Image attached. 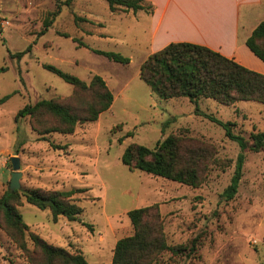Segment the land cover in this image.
Masks as SVG:
<instances>
[{
    "label": "rangeland",
    "instance_id": "1",
    "mask_svg": "<svg viewBox=\"0 0 264 264\" xmlns=\"http://www.w3.org/2000/svg\"><path fill=\"white\" fill-rule=\"evenodd\" d=\"M66 1L0 0V101L8 97L0 103V199L9 190L16 156L21 193L85 190L72 197L83 213L77 221L59 217L55 222L50 211L21 195L18 210L28 230L19 243L0 228V264H47L31 234L71 254L82 253L89 264H111L117 242L134 234L129 212L156 204L167 244L185 249L163 253L156 264H264V150L245 152L238 193L227 200L224 193L242 151L207 117L232 123L233 132L249 140L264 131V104L161 99L140 78L141 66L154 54L148 24L119 18L105 0H73L70 6ZM52 18L46 30L45 21ZM30 47L22 59L14 57ZM93 50L121 54L130 63ZM48 65L87 85L102 77L114 96L112 107L98 121L79 124L73 135H43L31 117L17 122L20 110L41 100L78 111L95 100V90H78ZM170 135L184 139L182 165L198 169L199 187L123 164L130 145L153 150Z\"/></svg>",
    "mask_w": 264,
    "mask_h": 264
},
{
    "label": "trees",
    "instance_id": "2",
    "mask_svg": "<svg viewBox=\"0 0 264 264\" xmlns=\"http://www.w3.org/2000/svg\"><path fill=\"white\" fill-rule=\"evenodd\" d=\"M72 1L67 0L64 5L70 6ZM105 1L112 13L119 10L134 13L145 11L147 14L154 12V7L146 0ZM57 14L58 12L51 16L56 17ZM53 21L54 18L45 21L46 30ZM81 45L86 47L84 44ZM246 45L264 63V21L254 30ZM30 49L31 47L25 52L15 54L14 57L22 59ZM93 51L122 65L130 63L129 58L118 53ZM45 68L80 91L95 90V100L82 105L80 111L56 100H41L35 105H27L20 110L16 117L17 122L31 117L37 121L36 129L43 135L52 133L73 135L79 124L98 121L100 115L112 107L114 96L102 77L95 76L91 84L87 85L78 77L65 73L55 66L48 65ZM140 78L153 93L165 100L186 97L192 102H197L200 98L213 99L226 106L239 101L264 104L263 74L200 45L174 43L154 53L141 66ZM197 111L199 112V109ZM207 117L221 126L226 131L227 137L237 142L242 151L238 157L235 175L224 193L226 199L231 200L238 193L246 160L245 152L264 150V131L251 134L247 140L233 132L232 123H224L213 116ZM43 119L46 122H43ZM181 142H184V139L170 135L158 142L153 150L141 145H130L122 156V162L130 170H139L155 177L197 188L201 184L200 174L195 166L182 165ZM55 148L62 147L55 146ZM83 191L85 190L60 192L31 189L21 193L9 189L0 199V228H4L19 243H23L28 226L18 210L21 195L34 207L50 211L55 222L59 217L77 221L83 209L72 197L75 193ZM129 217L134 227V234L117 242L111 264H156L159 257L167 251L174 255L185 251L183 247L167 244L164 220L157 204L132 210L129 212ZM31 239L46 257L47 264H89L82 253L71 254L63 248L48 244L35 234H31ZM194 247L195 245L190 253L194 251Z\"/></svg>",
    "mask_w": 264,
    "mask_h": 264
},
{
    "label": "crops",
    "instance_id": "3",
    "mask_svg": "<svg viewBox=\"0 0 264 264\" xmlns=\"http://www.w3.org/2000/svg\"><path fill=\"white\" fill-rule=\"evenodd\" d=\"M154 7L145 11H117L136 26H149L150 46L157 53L174 43L207 47L264 75V63L246 42L264 21V0H146Z\"/></svg>",
    "mask_w": 264,
    "mask_h": 264
},
{
    "label": "water",
    "instance_id": "4",
    "mask_svg": "<svg viewBox=\"0 0 264 264\" xmlns=\"http://www.w3.org/2000/svg\"><path fill=\"white\" fill-rule=\"evenodd\" d=\"M12 163V173H11V183L9 186L10 191H19L21 189L20 179L22 177V173L20 172L21 161L19 157H11Z\"/></svg>",
    "mask_w": 264,
    "mask_h": 264
}]
</instances>
